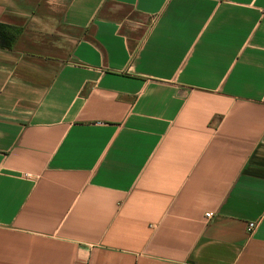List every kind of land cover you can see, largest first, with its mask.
Returning a JSON list of instances; mask_svg holds the SVG:
<instances>
[{
	"label": "crops",
	"instance_id": "0c3cea01",
	"mask_svg": "<svg viewBox=\"0 0 264 264\" xmlns=\"http://www.w3.org/2000/svg\"><path fill=\"white\" fill-rule=\"evenodd\" d=\"M0 23V264H264V0Z\"/></svg>",
	"mask_w": 264,
	"mask_h": 264
},
{
	"label": "trees",
	"instance_id": "16d2710c",
	"mask_svg": "<svg viewBox=\"0 0 264 264\" xmlns=\"http://www.w3.org/2000/svg\"><path fill=\"white\" fill-rule=\"evenodd\" d=\"M17 34V29L14 27L0 23V46L4 48L11 47Z\"/></svg>",
	"mask_w": 264,
	"mask_h": 264
},
{
	"label": "built area",
	"instance_id": "2783aa9c",
	"mask_svg": "<svg viewBox=\"0 0 264 264\" xmlns=\"http://www.w3.org/2000/svg\"><path fill=\"white\" fill-rule=\"evenodd\" d=\"M212 215H213L212 212H206L205 213V218L209 219ZM255 225L256 224L253 223V222L248 223V226H247L248 231H252L254 229Z\"/></svg>",
	"mask_w": 264,
	"mask_h": 264
}]
</instances>
